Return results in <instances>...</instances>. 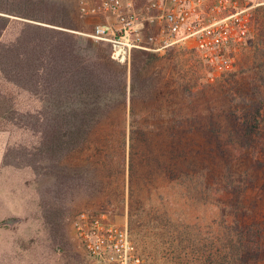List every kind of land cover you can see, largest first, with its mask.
Segmentation results:
<instances>
[{"label": "rangeland", "instance_id": "rangeland-1", "mask_svg": "<svg viewBox=\"0 0 264 264\" xmlns=\"http://www.w3.org/2000/svg\"><path fill=\"white\" fill-rule=\"evenodd\" d=\"M27 1L29 15L72 29L82 47L103 58L104 47L83 35L97 20L81 16L77 0ZM257 1L251 40L232 49L231 69L212 71L190 44L152 57L132 53L128 64H119L125 105L110 95L112 102L97 113L88 105L77 112L98 119L96 129L82 130V142L63 151L40 148V133L63 119L72 127L78 108L70 102L90 100L68 95L57 105L47 97L42 105L34 95L7 88L11 94L0 97V123L7 127L0 131V264L10 257L11 264H83L72 228L80 212L126 223L144 264H217L226 251L224 224L251 218L242 217L244 195L233 192L245 185L237 171L264 150V124L250 139L223 96L227 83L238 84L246 113L259 108L264 120V0ZM89 57L83 65L89 69L102 61ZM219 190L228 193L217 196Z\"/></svg>", "mask_w": 264, "mask_h": 264}, {"label": "trees", "instance_id": "trees-1", "mask_svg": "<svg viewBox=\"0 0 264 264\" xmlns=\"http://www.w3.org/2000/svg\"><path fill=\"white\" fill-rule=\"evenodd\" d=\"M29 5L27 0H0V97H8L11 93L7 88L12 86L22 92L34 95L42 105L48 103L47 97L51 99V102L55 101L57 105L60 99L66 104L65 98L68 95H76L78 98L83 97L90 100L88 103L70 102L72 109L78 108L71 112L72 127L67 128V122L63 119L55 126H47L45 133H40L38 139L40 148L46 145L45 147L49 150L53 146L55 149L60 146L63 151V147L71 145L70 143L75 145L82 142V130L88 133L90 130L96 129L98 119L84 117L77 112H82L88 105V107L92 106L95 111L97 110V113L100 111V105L106 106L112 102L109 98L110 95L120 97L117 104L125 105L127 86L123 75L118 74L121 67L112 58L109 44L97 42L99 46L104 47V50L102 49L104 51L103 59L94 50L82 47L78 42L79 34L72 29L66 28L64 25H61L62 28H58L29 15ZM19 10H26V12ZM15 26L19 28L14 31ZM135 52L148 57L157 54ZM91 54L99 57L102 61H98L92 69H89V66L84 67L83 65L89 63ZM136 70L135 65L131 71L132 79L129 86L131 99L134 95L132 81ZM65 89L67 91H64ZM224 90L223 96L226 99L227 107L232 114L240 115L234 117L235 125L248 129V136L254 140L255 136L260 135L257 131L264 124L260 109L256 108L252 113H246L244 103L239 101L242 94L238 84L229 82ZM52 95L56 98L53 99ZM62 95L64 97L60 98ZM33 114L39 115L40 118L37 121H42L41 111ZM2 130H7V127H2L0 123V131ZM69 134H71V138ZM46 138H48V142L45 144ZM254 155L255 158L251 160V165H245L244 169L239 167V172L237 171L241 183L245 185L241 189H233V192L237 194L235 196L244 195V200L248 201V203H243L244 207H241L244 213V215L241 214L242 217L249 214L251 216L248 217L251 218H247L243 222L235 221L229 226H225L227 223L224 224L223 228H226L227 231L221 233L222 238L219 239L224 244L223 249L226 251L220 256L217 264H264V249L262 247L264 228H259V224L264 222V150L255 151ZM223 191H217V196ZM224 192L228 193V191ZM257 215L259 219L255 220ZM128 231L131 236L129 227ZM214 261V258L209 257L210 263Z\"/></svg>", "mask_w": 264, "mask_h": 264}, {"label": "built area", "instance_id": "built-area-1", "mask_svg": "<svg viewBox=\"0 0 264 264\" xmlns=\"http://www.w3.org/2000/svg\"><path fill=\"white\" fill-rule=\"evenodd\" d=\"M257 0H77L81 16L102 18L83 35L110 45L128 64L135 51L164 53L190 44L214 72L231 69L232 49L250 38ZM72 228L83 264H144L128 231L106 214L80 212Z\"/></svg>", "mask_w": 264, "mask_h": 264}, {"label": "crops", "instance_id": "crops-1", "mask_svg": "<svg viewBox=\"0 0 264 264\" xmlns=\"http://www.w3.org/2000/svg\"><path fill=\"white\" fill-rule=\"evenodd\" d=\"M96 20H97V22H101V21H103L102 18H96ZM12 261H13V258L10 257V258H9V264H11Z\"/></svg>", "mask_w": 264, "mask_h": 264}]
</instances>
